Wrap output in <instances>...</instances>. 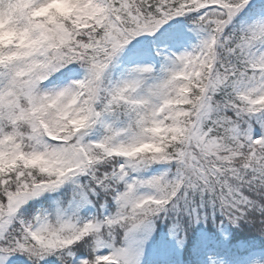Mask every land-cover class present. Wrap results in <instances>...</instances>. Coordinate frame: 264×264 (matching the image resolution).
I'll return each instance as SVG.
<instances>
[{"label":"snow or ice","instance_id":"snow-or-ice-1","mask_svg":"<svg viewBox=\"0 0 264 264\" xmlns=\"http://www.w3.org/2000/svg\"><path fill=\"white\" fill-rule=\"evenodd\" d=\"M0 264H264V0H0Z\"/></svg>","mask_w":264,"mask_h":264},{"label":"rangeland","instance_id":"rangeland-1","mask_svg":"<svg viewBox=\"0 0 264 264\" xmlns=\"http://www.w3.org/2000/svg\"><path fill=\"white\" fill-rule=\"evenodd\" d=\"M156 258H157V257L154 256V255L152 254V252L150 251L148 259H149V260H153V259H156Z\"/></svg>","mask_w":264,"mask_h":264},{"label":"trees","instance_id":"trees-1","mask_svg":"<svg viewBox=\"0 0 264 264\" xmlns=\"http://www.w3.org/2000/svg\"><path fill=\"white\" fill-rule=\"evenodd\" d=\"M161 231H166V229L161 228Z\"/></svg>","mask_w":264,"mask_h":264}]
</instances>
